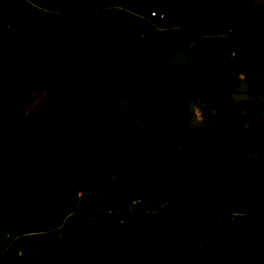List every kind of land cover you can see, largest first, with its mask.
Here are the masks:
<instances>
[{"label":"trees","instance_id":"obj_1","mask_svg":"<svg viewBox=\"0 0 264 264\" xmlns=\"http://www.w3.org/2000/svg\"><path fill=\"white\" fill-rule=\"evenodd\" d=\"M103 0H66L68 9L98 3ZM185 5L187 0H177ZM235 4L236 9L230 7ZM34 14L51 25L70 26L63 14L34 10ZM4 13H0V25ZM98 18L95 29L105 40L106 18ZM191 28L202 22L212 28L226 23L230 30L240 25L244 30L255 29L250 35L254 54L264 53V12H254L247 0H228L225 8L214 11H189ZM147 33V29L145 30ZM37 46H41L37 42ZM1 48V42H0ZM59 50L60 47H56ZM6 62L0 49V89L4 81ZM139 64L126 67L115 74L121 79L141 74ZM252 82L264 89V61L250 71ZM205 75L200 72L189 81L171 84L159 91L137 87L129 92L133 102H150L159 120V134L165 142L179 141L186 148L198 142L211 145L224 142L234 145L237 139L225 133L195 132L187 128V101L190 92L201 85ZM239 75L216 84L208 92L214 106H226L227 95L239 82ZM10 92L29 97L23 90V79L16 76ZM1 97V95H0ZM47 97L56 122V134L48 143L40 135L23 151L26 135L41 134L33 115L11 121L0 117V241L5 232L19 233L26 196L33 197V213L44 232L58 233L68 208L71 188L68 173L73 172L80 186H89L95 179L93 161L95 133L103 137L100 164L105 176L120 175L128 180L124 186L85 196L88 211H100L102 227L98 230L80 229L69 253L83 254L101 251L103 264H211L217 248L222 260L234 264L250 246L251 254L242 264H264V170L221 172L216 169L198 170L168 156L161 150L143 152L152 164V181L171 192L173 202L163 201L158 212H117L137 199L143 186L134 166L126 163L124 155L133 150L128 121L112 101L103 94L100 84L66 63L61 56L50 58L47 75ZM179 100L177 103L174 101ZM169 105V107H167ZM167 107V108H166ZM41 132V133H40ZM264 137V136H263ZM264 159V147L252 150ZM224 216L222 230L214 231L202 216ZM21 255L9 264H34L44 245H16Z\"/></svg>","mask_w":264,"mask_h":264},{"label":"rangeland","instance_id":"obj_2","mask_svg":"<svg viewBox=\"0 0 264 264\" xmlns=\"http://www.w3.org/2000/svg\"><path fill=\"white\" fill-rule=\"evenodd\" d=\"M247 1L252 11L264 12V0ZM227 4L228 0H187L185 5L177 0H103L68 9L66 0H0V13H4L0 49L6 62L0 89V117L16 121L33 115L42 133L26 135L22 151L33 145L35 137L40 135L46 142H52L57 128L47 97L48 64L51 57L61 56L66 63L100 84L114 108L127 118L133 150L123 159L134 166L143 186L138 198L146 212L157 210L164 200L173 202L174 197L169 190L152 181V164L143 156L145 151L161 150L198 170L213 168L227 173L255 168L264 170V159L252 151L264 147V89L258 88L250 77V71L264 58L263 52L258 55L253 52L250 35L256 30H244L240 25L230 30L226 23L212 28L206 22L191 28L188 20L189 11H214ZM230 8L234 10L236 5ZM34 10L63 14L69 31L64 32L63 25H51L34 14ZM108 13L105 40L101 41L95 25L98 18ZM151 13L164 18L151 17ZM136 64L140 65L141 74L115 78L120 70ZM200 72L204 73L205 80L190 92L187 128L195 132L225 133L238 138L234 145L224 142L211 145L203 141L186 148L179 141L165 142L159 134V120L154 112L158 106L150 102L136 103L130 98L129 92L134 88L159 91L171 84L189 81ZM18 75L29 97L26 105L23 96L10 92L11 82ZM235 75H239L240 80L227 95L226 106L215 107L208 90ZM177 102L179 100L173 103ZM93 139L95 179L89 186H80L74 173H68L71 188L68 208L72 212L65 219L62 231L49 234L42 230L33 213L36 191H30L22 214L20 238L11 241L5 237V232L2 235L0 264H9L21 255L15 246L25 243L44 245L34 264H103L101 251L68 252L80 229L101 228L100 211H88L85 196L128 183L120 175L103 174L100 164L103 137L95 133ZM78 192L83 195L81 198L77 197ZM202 217L211 224L213 231L222 230L224 216ZM250 254L248 246L242 256L234 259V264L244 263ZM222 258L216 248L211 264H228Z\"/></svg>","mask_w":264,"mask_h":264},{"label":"built area","instance_id":"obj_3","mask_svg":"<svg viewBox=\"0 0 264 264\" xmlns=\"http://www.w3.org/2000/svg\"><path fill=\"white\" fill-rule=\"evenodd\" d=\"M151 17H156L158 19H163L164 16L163 15H156L154 13H151ZM233 56V54H232ZM139 208V200L135 199L134 201H132L129 205H127V211L131 212V211H135ZM5 237L11 241H14L15 239L20 238V234L19 233H13V232H9L5 235Z\"/></svg>","mask_w":264,"mask_h":264},{"label":"crops","instance_id":"obj_4","mask_svg":"<svg viewBox=\"0 0 264 264\" xmlns=\"http://www.w3.org/2000/svg\"><path fill=\"white\" fill-rule=\"evenodd\" d=\"M262 60L264 61V58H262ZM262 60H261V61H262ZM263 61H262V62H263ZM166 108H167V107H166ZM155 110H156V109H155ZM82 196H83V195H82L80 192H78L77 197H80V198H81ZM137 199L139 200V208L142 209V208H141V201H140L139 198H137ZM161 207H162V203H161V205L159 206V208H158L157 210H155V211L158 212V211L161 209ZM125 208H126V210H120V209H119V210H117V212H126V211H127V206H126ZM142 210H143L144 212H146L144 209H142ZM155 211H153L152 213H155ZM71 212H72V211H71ZM66 218H67V217H66ZM66 218H65V219H66ZM65 219H64V222H65ZM100 221H101V219H100ZM64 222H63V223H64ZM62 227H63V225H62ZM62 227H61V229L58 231V233H59L60 231H62ZM101 227H102V221H101ZM76 235H77V234H76ZM74 239H75V237H74Z\"/></svg>","mask_w":264,"mask_h":264}]
</instances>
